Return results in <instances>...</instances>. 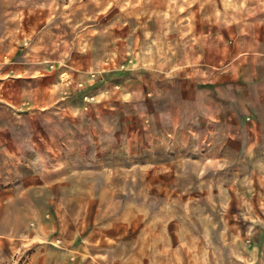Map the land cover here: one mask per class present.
Here are the masks:
<instances>
[{
  "label": "rangeland",
  "instance_id": "rangeland-1",
  "mask_svg": "<svg viewBox=\"0 0 264 264\" xmlns=\"http://www.w3.org/2000/svg\"><path fill=\"white\" fill-rule=\"evenodd\" d=\"M0 50L52 73L0 70V264H264V131L111 104L264 53V0H0Z\"/></svg>",
  "mask_w": 264,
  "mask_h": 264
},
{
  "label": "crops",
  "instance_id": "crops-1",
  "mask_svg": "<svg viewBox=\"0 0 264 264\" xmlns=\"http://www.w3.org/2000/svg\"><path fill=\"white\" fill-rule=\"evenodd\" d=\"M18 52L19 50L13 54L12 51L7 53L5 50H0V55L7 56V59L0 60V63L6 64L8 61H12ZM234 63L230 68H224L222 64L219 67L217 64H207L203 68H160L162 72L166 69H170L172 73L175 72L174 79L166 78V80L162 76L158 82L160 87L167 83H171L172 86L176 85L178 87L177 98H169L166 95L163 97L160 94L157 99H143L142 102L141 96H136L133 90H129L126 94V85L123 84L121 93L125 94V97L113 96L111 104L131 107V101L138 99L141 103L139 112H130L131 108L129 107L123 108L128 116L126 120H129L132 115L142 118L144 114L154 121L157 128L160 126L162 129L165 126L177 128L179 122L182 124L181 128H188L195 124H200L204 129L218 130V128L224 127L228 132L219 133L218 131L217 133L233 140L242 139L246 136V131L249 128L263 132L264 53L254 54L250 61L240 60L236 64ZM7 66L10 65L6 64ZM1 69L11 72L12 76L24 69L26 72L32 73V77L42 73V80H44L43 77H49L52 74L50 71H45V68ZM127 77L125 72L117 70L114 77L110 78L111 80H105L106 85ZM263 135L261 134V136Z\"/></svg>",
  "mask_w": 264,
  "mask_h": 264
},
{
  "label": "bare ground",
  "instance_id": "bare-ground-1",
  "mask_svg": "<svg viewBox=\"0 0 264 264\" xmlns=\"http://www.w3.org/2000/svg\"><path fill=\"white\" fill-rule=\"evenodd\" d=\"M158 5V4H157ZM162 54V53H161Z\"/></svg>",
  "mask_w": 264,
  "mask_h": 264
}]
</instances>
